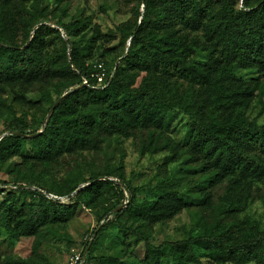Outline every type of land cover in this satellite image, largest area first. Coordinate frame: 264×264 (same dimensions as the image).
Here are the masks:
<instances>
[{"label":"trees","instance_id":"obj_1","mask_svg":"<svg viewBox=\"0 0 264 264\" xmlns=\"http://www.w3.org/2000/svg\"><path fill=\"white\" fill-rule=\"evenodd\" d=\"M31 1L37 0H0V90L35 86L43 102H51L53 94L58 99L68 95L47 125L49 111L35 115V121L39 119L35 127L22 117H13L6 125L0 162L16 156L24 161L15 169L12 182L3 180L0 170V237L4 233L20 240L35 236L32 253L36 254L41 229L78 214V201L50 197L69 196L74 190L53 188L48 179L53 162L74 154L83 156L84 151L97 150L115 136L137 140L143 154L178 151L161 129L173 111L191 119L183 171L205 173L204 183L212 185L227 178L233 185L264 179V123L249 120L244 104L255 97L259 115L264 114V0H139L136 19L118 27L124 43L130 42L128 52L104 86H98L97 75L107 70L80 60L78 47L68 48L93 26L92 17L68 19L67 7L60 9L59 16L36 5L23 9L21 3ZM9 8L24 10L21 21L29 42L18 44L7 37V21L13 17ZM58 40L63 41L61 49L55 47ZM237 67L258 73L251 87L236 84ZM4 107L0 100V116ZM98 178L93 177L96 183L83 193L95 195L102 187L115 185L110 180L97 182ZM26 186L36 189L23 190ZM116 187L120 200L105 209L104 217L108 220L124 204L127 191L128 207L117 214L118 229L144 244V255L134 264H204L203 255L216 264H264V226L254 222L240 228L234 215L243 208L235 201H209L195 233L156 245L142 222L170 218L199 197L161 183L154 189L159 194L156 200L139 204L137 189L128 184ZM110 222L95 229L94 236L103 234ZM92 241L84 255L92 249ZM128 256L133 254L129 251ZM91 261L131 264L106 255L90 257L84 264Z\"/></svg>","mask_w":264,"mask_h":264},{"label":"rangeland","instance_id":"obj_2","mask_svg":"<svg viewBox=\"0 0 264 264\" xmlns=\"http://www.w3.org/2000/svg\"><path fill=\"white\" fill-rule=\"evenodd\" d=\"M138 3L139 0H37L22 2L21 6L25 10L35 5L38 8L46 7L50 13L56 12L57 16L60 15L61 8L67 7L68 19L91 16L93 26L84 33L83 38L79 37L74 43L70 42L68 48L78 47L80 60L100 64L103 71L107 70L108 73L102 75L103 80L98 79V86H104L107 77L114 72V66L127 54L130 45L129 41L124 43L118 27L129 19H136L135 8ZM17 10L9 8V11L13 12V17L7 21L6 34L10 40L23 44L29 42L27 27L21 21L25 12L22 9L20 12ZM141 12H143L142 7ZM45 22L59 28L51 20ZM202 33L199 32L200 35ZM55 47L61 49L63 41L58 40ZM197 59L198 56L195 60ZM192 62L193 60L188 64ZM235 74L236 84L248 87L255 83L258 76L255 70L240 67L236 68ZM206 91L208 92V89ZM52 98L51 102L41 101L38 88L30 85L6 87L0 90V100L5 106L0 116V139L7 134L6 125L13 117L26 118L33 127L37 126L39 119L35 121V115H40L43 111L50 112L60 99L55 94ZM244 104L247 105L246 115L249 120L256 118L258 123H264V114L259 115L260 106L255 97L246 100ZM190 122L191 119L187 115L173 111L161 127L164 134L178 145V151L165 149L154 154H143L137 140L115 136L105 141L97 150L84 151L83 156L74 154L53 162L48 173L53 188L59 191L66 188L74 190L69 196L62 195L63 197L58 198L50 195V197L63 202H68L69 198L71 202L78 201L81 205L78 214L68 222L51 224L48 229H41L42 232L37 238L36 254L32 253L35 236L20 240L10 239L8 233H4L0 237V264H22L23 260L27 264H84L88 258L102 255L118 256L131 264L137 263V259L144 255L143 242L125 237L118 229L117 214L127 210L128 207L127 191L124 204L118 206L108 220L104 217L105 209L116 205L120 200V191L116 185L124 188L125 184H128L131 188L137 189L136 199L139 204H150L156 200L159 194L154 189L161 183L180 192L189 191L199 197L190 201L189 205L170 218L156 223L142 222L143 229L151 232V240L156 245L186 239L195 233L199 219L208 211V202L219 198L235 201L243 208L234 215L240 228L250 226L254 222L264 226V179L244 180L233 185L227 178L217 185H212L204 183L205 173L183 171L182 167H185L183 161L187 157V145L190 139ZM23 161L22 157L16 156L0 162L2 179L12 182L16 177L15 169ZM105 173L110 175L107 178L101 177ZM96 175H99L97 182L110 180L115 185L109 188L102 187L95 195L89 192L83 193L87 186L96 183L91 181ZM198 182L200 185L195 187ZM8 188L18 190L19 186L9 185ZM28 189L36 188L23 187V190ZM109 220L111 222L107 230L96 238L94 230L99 229ZM91 240L94 245L84 255L85 246ZM126 245L130 246L129 251L133 257L128 256ZM165 249L168 251L167 246ZM197 252L203 253L199 250ZM202 262L216 264L204 255ZM89 264L96 263L91 261Z\"/></svg>","mask_w":264,"mask_h":264},{"label":"water","instance_id":"obj_3","mask_svg":"<svg viewBox=\"0 0 264 264\" xmlns=\"http://www.w3.org/2000/svg\"><path fill=\"white\" fill-rule=\"evenodd\" d=\"M68 95V93H66V94H64L59 100H58V102H56V104L54 105V107L50 110V112H49V114H48V116H47V118H46V121H45V125H47V123L49 122V120H50V118H51V115L53 114V112H54V110H55V108L59 105V103L63 100V98L65 97V96H67ZM42 131H40V133H41ZM18 135H20V134H18ZM2 139V138H1ZM0 139V140H1ZM88 252V250L86 251V253ZM85 253V254H86Z\"/></svg>","mask_w":264,"mask_h":264},{"label":"built area","instance_id":"obj_4","mask_svg":"<svg viewBox=\"0 0 264 264\" xmlns=\"http://www.w3.org/2000/svg\"><path fill=\"white\" fill-rule=\"evenodd\" d=\"M100 67H101V66H100ZM102 75L104 76V75H105V73L103 72L102 74H100V75H97V76H98V79H99V81H102V80H103V78H102ZM84 84L88 85V82L85 80V81H84Z\"/></svg>","mask_w":264,"mask_h":264}]
</instances>
